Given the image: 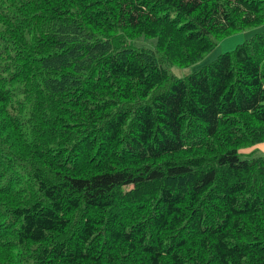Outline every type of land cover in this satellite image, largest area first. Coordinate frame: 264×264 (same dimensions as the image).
I'll return each mask as SVG.
<instances>
[{
	"label": "trees",
	"instance_id": "trees-1",
	"mask_svg": "<svg viewBox=\"0 0 264 264\" xmlns=\"http://www.w3.org/2000/svg\"><path fill=\"white\" fill-rule=\"evenodd\" d=\"M260 143L264 0H0V264H264Z\"/></svg>",
	"mask_w": 264,
	"mask_h": 264
},
{
	"label": "rangeland",
	"instance_id": "rangeland-1",
	"mask_svg": "<svg viewBox=\"0 0 264 264\" xmlns=\"http://www.w3.org/2000/svg\"><path fill=\"white\" fill-rule=\"evenodd\" d=\"M259 28H247L245 31L233 33L225 38H222L217 42L213 49L209 52L205 53L203 57L199 60L183 67H179L176 65H164L166 68H169V71L175 74L178 77H183L187 74H190L196 71L201 66L213 61L219 54L230 51L234 49L238 44L243 42L244 39L251 36L254 32L258 31ZM156 40L154 38H147L145 36H140L131 41V43L135 46H147L153 47L155 45Z\"/></svg>",
	"mask_w": 264,
	"mask_h": 264
},
{
	"label": "crops",
	"instance_id": "crops-1",
	"mask_svg": "<svg viewBox=\"0 0 264 264\" xmlns=\"http://www.w3.org/2000/svg\"><path fill=\"white\" fill-rule=\"evenodd\" d=\"M257 147L259 148L258 153H264V143H260L257 145ZM248 150V149H247Z\"/></svg>",
	"mask_w": 264,
	"mask_h": 264
}]
</instances>
